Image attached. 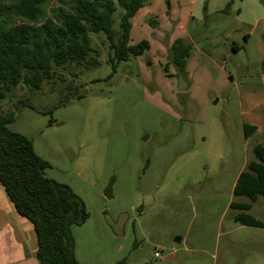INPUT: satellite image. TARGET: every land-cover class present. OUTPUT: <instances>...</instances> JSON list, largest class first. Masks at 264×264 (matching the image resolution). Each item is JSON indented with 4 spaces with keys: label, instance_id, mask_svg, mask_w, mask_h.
<instances>
[{
    "label": "rangeland",
    "instance_id": "374dc122",
    "mask_svg": "<svg viewBox=\"0 0 264 264\" xmlns=\"http://www.w3.org/2000/svg\"><path fill=\"white\" fill-rule=\"evenodd\" d=\"M177 2L183 5L173 0L175 7ZM0 3L2 11L6 1ZM59 5L49 3L47 14ZM167 8L166 0H151L149 6L163 27ZM122 13L118 8L115 31ZM178 19L179 14L171 20ZM219 19L211 18L205 36H219L225 26ZM163 35V28L143 31L140 40H155L153 49L121 62L109 80V41L105 33L91 35L100 54L97 68L55 67L54 80L39 91L21 83L0 103V113H15L9 129L31 140L50 164L46 177L84 201L89 218L72 227L79 264H264V229L234 221L244 212L264 222V196L252 202L233 194L240 173L256 160L254 148L264 145V132L246 139L243 130V113L264 103L257 36L226 60L230 82L220 79L213 92L201 81L193 100L186 95L174 101L175 80H183L187 90L193 85L188 74L180 76L171 49L162 51L156 43ZM201 62L192 56V67ZM257 93L262 95L256 100ZM77 94L83 98L60 104ZM21 100L31 106L23 107ZM112 179L113 198L107 199ZM232 202L251 209L233 210Z\"/></svg>",
    "mask_w": 264,
    "mask_h": 264
},
{
    "label": "trees",
    "instance_id": "16d2710c",
    "mask_svg": "<svg viewBox=\"0 0 264 264\" xmlns=\"http://www.w3.org/2000/svg\"><path fill=\"white\" fill-rule=\"evenodd\" d=\"M5 1L0 11V103L21 83L31 91L41 90L45 83L54 80L55 67L97 68L100 54L92 47L91 35L105 33L109 41L112 74L107 80L121 62L150 50L148 41L136 45L130 42L132 19L148 0H56L60 5L51 15L46 6L54 0ZM235 1L243 0H231L226 12ZM118 8L123 13L119 30L115 31ZM151 25L156 27L153 22ZM190 49L185 40L179 39L170 50L169 57L183 77L187 76ZM77 98L83 97L66 96L60 104ZM19 103L31 106L27 100ZM15 117L14 112L0 113V185L18 214L34 225L40 264H79L72 227L85 224L89 218L87 207L69 186L46 177L50 164L36 153L31 140L9 129ZM243 130L249 138L257 128L245 124ZM254 152L256 160L240 173L233 191L235 197H246L252 202L264 196V145H257ZM230 208L249 211L251 205L232 202ZM234 221L264 229L263 221L244 212L236 215Z\"/></svg>",
    "mask_w": 264,
    "mask_h": 264
},
{
    "label": "crops",
    "instance_id": "0c3cea01",
    "mask_svg": "<svg viewBox=\"0 0 264 264\" xmlns=\"http://www.w3.org/2000/svg\"><path fill=\"white\" fill-rule=\"evenodd\" d=\"M189 1L188 4L187 0H181L183 5L177 2L179 7H175L173 0H168L169 3L166 0L168 8L163 17L165 18L164 27L156 21L157 16L150 13L151 0H148L132 19L131 45L148 41L150 50H152L155 40L153 42L144 37L140 40L139 36L143 34V31L152 34L163 28L164 33L169 34L170 37L166 38V35L157 37L156 43L160 44L162 51L169 52L176 38L185 40L191 46L186 72L193 88L184 89L186 86L184 81L175 80L178 87L170 91V97L173 96L174 101H177V96L186 95H191L193 100L194 92L200 89L201 81L205 82L204 86H211L210 90L213 92L216 91V87L220 86V79L226 81L225 84L227 80L230 82L229 79L233 76L227 71L226 60L245 50L254 36H257L259 43V54L264 58V0L235 1L228 10L229 13L225 9L231 0ZM177 14L180 15V19L172 21L171 19ZM215 16H220L221 19L217 21L222 20L225 26L218 37L205 36L210 24H213L211 18ZM151 22L156 24V27L152 26ZM170 30H172L171 33H169ZM150 50L146 54L150 53ZM192 56L203 62L192 67ZM218 72L221 74L220 77L215 75ZM199 74L201 77L198 78ZM260 95L262 94H256V100ZM260 109H264V103H257L251 110L243 113L246 116L243 127L245 124L256 127L258 135L264 132V110L259 114L256 113V110ZM37 251L38 240L34 225L18 214L4 188L0 185V264H40Z\"/></svg>",
    "mask_w": 264,
    "mask_h": 264
},
{
    "label": "water",
    "instance_id": "95a60500",
    "mask_svg": "<svg viewBox=\"0 0 264 264\" xmlns=\"http://www.w3.org/2000/svg\"><path fill=\"white\" fill-rule=\"evenodd\" d=\"M115 179H112L109 183V185L107 186L104 195L107 199H112L113 198V183H114ZM181 239H177V242H180Z\"/></svg>",
    "mask_w": 264,
    "mask_h": 264
},
{
    "label": "built area",
    "instance_id": "2783aa9c",
    "mask_svg": "<svg viewBox=\"0 0 264 264\" xmlns=\"http://www.w3.org/2000/svg\"><path fill=\"white\" fill-rule=\"evenodd\" d=\"M155 257H156V258H160V257H161L160 253L156 252V253H155Z\"/></svg>",
    "mask_w": 264,
    "mask_h": 264
}]
</instances>
